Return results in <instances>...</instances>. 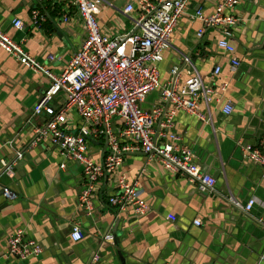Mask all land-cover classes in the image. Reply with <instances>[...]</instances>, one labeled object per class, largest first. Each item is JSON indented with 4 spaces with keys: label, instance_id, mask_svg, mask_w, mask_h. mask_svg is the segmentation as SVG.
<instances>
[{
    "label": "crops",
    "instance_id": "0c3cea01",
    "mask_svg": "<svg viewBox=\"0 0 264 264\" xmlns=\"http://www.w3.org/2000/svg\"><path fill=\"white\" fill-rule=\"evenodd\" d=\"M137 1L103 0L102 31L110 37L132 33L135 14L128 16L125 9L131 4L137 8ZM222 2L191 1L160 66L163 85L179 69L182 85L199 74L214 87L209 104H201L214 127L179 111L175 132L216 186L202 192L147 154H126L121 171L138 185L149 205L141 217L109 204L116 193L115 177L99 183L93 217L86 216L79 207L82 166L64 158L49 139L36 141L50 116L36 115L35 107L49 92L50 82L0 48V264H90L96 255L98 264H122L120 256L124 264H264V168L249 163L242 151L264 138V0H241L234 11L238 23L229 41L241 62L237 72L232 71L233 56L219 47L224 38L220 30L208 29L198 37L202 23L196 12L213 15ZM35 11L44 19L39 25L33 20ZM15 19L23 21L22 30L14 27ZM0 29L17 41L26 40L27 52L55 74L63 72L87 35L74 0H0ZM216 67L222 72L211 82ZM228 103L234 109L231 115L224 114ZM64 104V95L57 94L50 105L58 111ZM160 104L161 93L156 91L143 109ZM81 125L74 112L65 127L77 133ZM155 129L161 131L159 125ZM89 151L103 161L106 141L92 140ZM2 161L12 166L13 175L5 173ZM5 188L15 199L5 197ZM230 197L241 207L230 203ZM251 199L256 205L248 213L244 208ZM74 223L84 235L79 242L71 238ZM21 229L43 246L42 255L26 261L8 255V240ZM108 234L113 240L103 245Z\"/></svg>",
    "mask_w": 264,
    "mask_h": 264
},
{
    "label": "built area",
    "instance_id": "2783aa9c",
    "mask_svg": "<svg viewBox=\"0 0 264 264\" xmlns=\"http://www.w3.org/2000/svg\"><path fill=\"white\" fill-rule=\"evenodd\" d=\"M192 0H138L137 8L128 5L125 14L132 17L134 31L128 35L110 37L102 31L99 15L103 0H74L78 14L86 30V40L61 74L52 70L31 56L25 49V41H17L0 29V48L12 56L21 66L45 76L50 90L37 106L35 114L48 113L49 122L38 130L37 140L46 138L68 161L79 163L83 168L84 186L79 197V207L88 218L94 214V196L99 183L108 177H115L116 193L109 204L121 212L131 210L136 217L146 215L148 203L142 198L138 185L129 181L121 169L126 154L142 152L149 159H156L168 171L185 177L197 185L202 192L212 191L217 181L204 173L195 162L194 153L184 147L182 139L175 132V118L179 111L186 112L214 127L201 110V104H209L215 93L213 85H207L199 74L191 75L181 84L180 70L174 69L172 79L161 82L160 66L164 53L171 47V38L180 20L186 15ZM241 0H223L213 15L206 16L197 11L195 18L202 23L198 37L208 29H218L224 34L219 47L230 53L232 71L241 67L236 57V48L230 44L231 29L238 23L234 14ZM138 13V14H136ZM36 25L44 21L37 11L33 13ZM16 29L24 28L23 21L15 19ZM52 61L53 58L51 57ZM216 67L210 77L214 80L221 74ZM228 85H222L226 91ZM160 91L162 104L152 110H144L147 97ZM57 94L65 97L64 106L58 111L51 107V100ZM233 106L228 103L224 114L231 115ZM76 113L82 125L77 133L65 125L68 117ZM156 125L161 131L156 132ZM92 140L107 141L108 152L103 161H96L90 155ZM245 159L264 168V138L255 146L242 148ZM22 154L18 153V158ZM7 175H13V168L2 161ZM65 168V165L62 166ZM7 199H15L4 189ZM230 203L241 207L233 197ZM256 200L245 206L251 212ZM264 227V223H261ZM200 226L199 221L195 222ZM71 238L79 242L84 238L79 224L72 226ZM108 234L104 241L110 242ZM43 246L29 238L24 230H18L8 240V255L22 261L43 254ZM99 255L90 264H98Z\"/></svg>",
    "mask_w": 264,
    "mask_h": 264
},
{
    "label": "water",
    "instance_id": "95a60500",
    "mask_svg": "<svg viewBox=\"0 0 264 264\" xmlns=\"http://www.w3.org/2000/svg\"><path fill=\"white\" fill-rule=\"evenodd\" d=\"M37 139V138H36ZM106 146H108L107 145V141H106ZM260 225L263 227V225L260 223ZM264 228V227H263ZM117 229H118V223H117V225L115 226V229H114V232H113V234H116V232H117ZM115 239H114V243H116V237H114ZM106 242H103V245L105 244ZM107 244V243H106ZM120 259H121V262H122V264H124V259H122V257L120 256Z\"/></svg>",
    "mask_w": 264,
    "mask_h": 264
}]
</instances>
